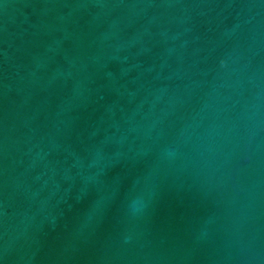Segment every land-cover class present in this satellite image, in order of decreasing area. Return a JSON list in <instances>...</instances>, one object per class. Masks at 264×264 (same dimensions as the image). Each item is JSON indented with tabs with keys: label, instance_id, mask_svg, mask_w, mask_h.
Listing matches in <instances>:
<instances>
[{
	"label": "water",
	"instance_id": "water-1",
	"mask_svg": "<svg viewBox=\"0 0 264 264\" xmlns=\"http://www.w3.org/2000/svg\"><path fill=\"white\" fill-rule=\"evenodd\" d=\"M0 264H264V0H0Z\"/></svg>",
	"mask_w": 264,
	"mask_h": 264
}]
</instances>
